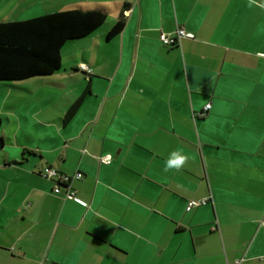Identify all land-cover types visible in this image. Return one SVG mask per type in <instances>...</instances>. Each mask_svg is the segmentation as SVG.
Segmentation results:
<instances>
[{"label":"crops","instance_id":"obj_1","mask_svg":"<svg viewBox=\"0 0 264 264\" xmlns=\"http://www.w3.org/2000/svg\"><path fill=\"white\" fill-rule=\"evenodd\" d=\"M259 5L75 0L105 23L63 46L49 84H0L28 92L1 112L0 264H264ZM177 27L188 36L163 45L159 33ZM175 149L190 158L166 173ZM45 167L82 173L74 199L53 192Z\"/></svg>","mask_w":264,"mask_h":264},{"label":"trees","instance_id":"obj_2","mask_svg":"<svg viewBox=\"0 0 264 264\" xmlns=\"http://www.w3.org/2000/svg\"><path fill=\"white\" fill-rule=\"evenodd\" d=\"M106 18L107 13L100 9L69 8L26 19L0 21V81L52 75L60 68L63 46L91 34ZM123 26L124 19L120 17L107 31L106 39L118 35ZM78 103L79 100L75 101L67 109L65 118L72 117Z\"/></svg>","mask_w":264,"mask_h":264},{"label":"rangeland","instance_id":"obj_3","mask_svg":"<svg viewBox=\"0 0 264 264\" xmlns=\"http://www.w3.org/2000/svg\"><path fill=\"white\" fill-rule=\"evenodd\" d=\"M75 0H0V21H12L30 18L34 15H41L52 11L64 10L70 8ZM49 78V77H48ZM53 79V77H52ZM0 81V84H49L43 81L41 77H32L20 81ZM26 90L21 88H8L0 86V119L4 127H9L4 114L10 110L11 100L13 96L26 95ZM17 107L27 104L22 98L12 100ZM11 123V122H10ZM2 129L0 128V137H2ZM6 139V138H5ZM7 141V139H6Z\"/></svg>","mask_w":264,"mask_h":264},{"label":"built area","instance_id":"obj_4","mask_svg":"<svg viewBox=\"0 0 264 264\" xmlns=\"http://www.w3.org/2000/svg\"><path fill=\"white\" fill-rule=\"evenodd\" d=\"M188 36L186 31L182 27H177L174 32L159 33V40L163 45L166 46H175L179 45L182 38ZM79 69L84 71L86 74H90L92 69L86 64H80ZM210 108V103L206 104L203 108V111L200 112L199 116H204L208 109ZM98 161L102 163H110L111 156H99ZM38 174L48 180L53 184V192L56 194L63 193L64 198L74 199L75 198V189L72 186L73 180L80 179L82 177L81 172H75L72 175H67L65 173L59 172L55 168L45 167L38 171ZM210 201V196L200 198V199H190L187 202L188 208H193L201 205H206Z\"/></svg>","mask_w":264,"mask_h":264},{"label":"clouds","instance_id":"obj_5","mask_svg":"<svg viewBox=\"0 0 264 264\" xmlns=\"http://www.w3.org/2000/svg\"><path fill=\"white\" fill-rule=\"evenodd\" d=\"M256 2L257 0H249V7H251L253 4H256ZM259 6L264 7V5ZM259 55L264 57V53H259ZM189 158L190 157L185 154L182 149H175L166 159L163 171L166 173L173 169L179 171L184 167L185 164H187Z\"/></svg>","mask_w":264,"mask_h":264}]
</instances>
